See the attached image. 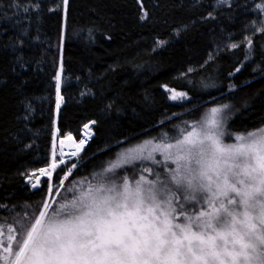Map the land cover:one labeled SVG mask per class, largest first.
<instances>
[{"label":"trees","instance_id":"16d2710c","mask_svg":"<svg viewBox=\"0 0 264 264\" xmlns=\"http://www.w3.org/2000/svg\"><path fill=\"white\" fill-rule=\"evenodd\" d=\"M262 3L69 0L65 10L63 0H0V213L38 208L46 196L47 184L32 193L28 179L52 162L56 127L59 150L96 122L84 151L54 171L56 186L73 164L74 179H93L128 148L175 142L212 107L229 105L232 135L261 127ZM167 89L189 100L174 102Z\"/></svg>","mask_w":264,"mask_h":264},{"label":"snow or ice","instance_id":"6c2138e0","mask_svg":"<svg viewBox=\"0 0 264 264\" xmlns=\"http://www.w3.org/2000/svg\"><path fill=\"white\" fill-rule=\"evenodd\" d=\"M63 4L67 10L68 0ZM256 8L264 12V3ZM258 31L264 32V27ZM247 42L251 47V39ZM62 71L61 63L55 76L57 112L63 102ZM170 91L173 100L186 95ZM228 107H212L202 122L180 129L174 143L150 140L122 151L94 175V183L69 189L73 198L60 203L51 216L45 201L22 238L9 225L5 244V229L0 226V264H264V127L236 134L235 143H223L220 114ZM84 128L88 135L90 125ZM65 140L75 148L72 156L87 143L85 139L76 143L69 133L60 140L61 155ZM156 152L175 165L164 179L160 174L155 179L143 174L117 179L116 170L125 165L160 163ZM52 157L39 175L29 176L35 177L33 188L40 176L51 177L65 163L56 159L55 147ZM75 167L68 169L61 186Z\"/></svg>","mask_w":264,"mask_h":264},{"label":"rangeland","instance_id":"374dc122","mask_svg":"<svg viewBox=\"0 0 264 264\" xmlns=\"http://www.w3.org/2000/svg\"><path fill=\"white\" fill-rule=\"evenodd\" d=\"M167 90L170 93V97H171L172 91H170V90H174V89H167ZM174 91L176 93H185V92H179L176 90H174ZM188 100H189V96L186 94L183 98L176 99L173 101L178 102V103H183V102H186ZM208 113H209V111L206 112L203 119L206 118ZM229 114H230L229 108L223 109L221 114H220L221 121H222L221 130L225 133V135H223V137H222V140H223V143H225V144H231V143L236 142L235 134L229 135V131L227 129ZM203 119L198 121V122H202ZM261 127H264V124ZM261 127H259V128H261ZM252 131H254V130H252ZM246 133H241V134H246ZM90 135H91V137H90V139H91L93 136L92 130L90 132ZM153 142L154 143H161V142H155V141H153ZM165 143H174V142H165ZM85 146H87V145H85ZM85 146H84V148H85ZM83 149H82V151H83ZM82 151L78 155H80L82 153ZM55 152H56V158L59 157L60 158L59 160L62 159L65 161V163L67 162L66 157L64 156L65 154L63 153L64 155H61V149L58 150V148L56 147ZM145 155H147V152H145ZM154 155H155V159L157 161H160V163H153L151 160H144V161H136L134 166L133 165H125L122 169L116 170V173L117 172L119 173V175H117V179H119L120 177H123V176H128L129 179H137V178H139V176L141 174L147 176L148 179H155L156 174H160L161 179H164L166 174H167V170L169 168H174L175 165L171 161H164L163 155L160 152H156V153H154ZM74 158H76V156H74ZM60 165H62V164H60ZM127 167H132V168L135 167V168H133L134 174H132L131 171L128 174L124 173L123 170ZM146 167L153 169V172L152 173H143L142 169L146 168ZM37 175H39V173ZM82 182L86 184L87 182H93L94 183L95 181L93 179H90V177L89 178H82L79 180L74 179V177L72 176V172H71V174L68 175L67 179L64 180L63 186H61V184L56 186V183L54 181V172L52 173L51 177L40 176V188L43 187L45 184H47L48 192H47V195L45 196V198L42 197L39 199V202H41L40 200H44V202L47 201L49 203L50 208L48 210V215L51 216L53 211L58 208L60 203L65 202V200H70L73 198V193L71 191H69V189L79 188L80 184ZM34 183H35V181H34ZM50 187L52 190L51 193H49ZM44 202L40 203L38 205V208H37V206H35L33 209H29V207H28V208H26V210H24V212L15 214L13 216H11V215L8 216L6 213L5 214L0 213V226H3L5 229V232H4L5 244L7 243L6 237L8 235L7 227L9 225L13 226L16 229V233L18 234V239L22 238L23 232L26 230L27 226H29L34 221L35 216L38 215L39 209L43 206ZM196 208L198 210L199 205H197ZM185 210L188 211L189 213H191L193 211L191 206H188V205H186Z\"/></svg>","mask_w":264,"mask_h":264},{"label":"water","instance_id":"95a60500","mask_svg":"<svg viewBox=\"0 0 264 264\" xmlns=\"http://www.w3.org/2000/svg\"><path fill=\"white\" fill-rule=\"evenodd\" d=\"M68 3H69V0H68ZM60 70H61V67H60ZM61 84H62V73H61ZM60 95H61V86H60ZM62 96V95H61ZM62 106V105H61ZM60 106V107H61ZM58 114H59V112H57V109H56V122H57V117H58ZM90 125V129L92 128V126H93V124H89ZM84 130H86L85 128H83V131ZM91 132V131H90ZM57 133H58V128L56 127V129H55V141H54V147L56 148L57 147ZM72 137H73V140L77 143L78 141H80V140H77L76 139V137L75 136H73L72 135ZM82 137H83V133H81V139H82ZM62 139H64V138H62ZM62 139H60V140H62ZM60 140H59V148L61 149V145H60ZM64 145H65V148L68 150V151H70V152H72V151H75V148H74V146L72 145V144H70L67 140H65V143H64ZM64 155V154H63ZM65 157H66V161H69V160H72L73 158H74V156H72L71 155V153H69V154H67V155H64ZM28 180H30V179H28ZM39 187V184L37 185V187H35V188H38Z\"/></svg>","mask_w":264,"mask_h":264},{"label":"bare ground","instance_id":"6f19581e","mask_svg":"<svg viewBox=\"0 0 264 264\" xmlns=\"http://www.w3.org/2000/svg\"><path fill=\"white\" fill-rule=\"evenodd\" d=\"M86 132H88V131H87V130H84V131L82 132V133H83V137H82V139H85V140L87 141V143H88V141L90 140L91 135H90V133H88V135H85ZM78 142H79V141H78ZM87 143H86V144H87ZM86 144H85V145H86ZM85 145H84V146H85ZM83 148H84V147H83ZM81 151H82V150H81ZM81 151H80V152H81ZM83 151H84V150H83ZM83 151H82V152H83ZM80 152H79V153H80ZM63 153H64L65 155L71 153L70 151H68V150L65 148V145H63ZM79 153H78V154H79Z\"/></svg>","mask_w":264,"mask_h":264},{"label":"flooded vegetation","instance_id":"af4514ba","mask_svg":"<svg viewBox=\"0 0 264 264\" xmlns=\"http://www.w3.org/2000/svg\"><path fill=\"white\" fill-rule=\"evenodd\" d=\"M34 181H35V179H34ZM29 182H31V180H28V183ZM36 182V181H35ZM34 182L32 181L31 182V184H33ZM40 190V182H39V187L38 188H32L31 190H30V192H32V193H34V192H37V191H39ZM48 192V191H47ZM47 192H46V195H47ZM44 198H45V195H44ZM41 201V203L42 202H44V200H40Z\"/></svg>","mask_w":264,"mask_h":264}]
</instances>
